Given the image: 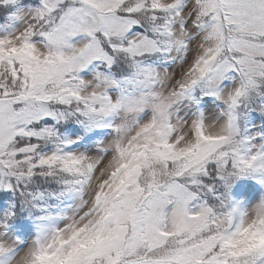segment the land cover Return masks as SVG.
Masks as SVG:
<instances>
[{
	"label": "snow or ice",
	"instance_id": "1",
	"mask_svg": "<svg viewBox=\"0 0 264 264\" xmlns=\"http://www.w3.org/2000/svg\"><path fill=\"white\" fill-rule=\"evenodd\" d=\"M0 264H264V0H0Z\"/></svg>",
	"mask_w": 264,
	"mask_h": 264
}]
</instances>
